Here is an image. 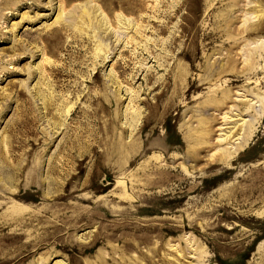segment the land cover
I'll list each match as a JSON object with an SVG mask.
<instances>
[{
    "label": "rangeland",
    "instance_id": "1",
    "mask_svg": "<svg viewBox=\"0 0 264 264\" xmlns=\"http://www.w3.org/2000/svg\"><path fill=\"white\" fill-rule=\"evenodd\" d=\"M259 12L0 0V264H264Z\"/></svg>",
    "mask_w": 264,
    "mask_h": 264
},
{
    "label": "bare ground",
    "instance_id": "2",
    "mask_svg": "<svg viewBox=\"0 0 264 264\" xmlns=\"http://www.w3.org/2000/svg\"><path fill=\"white\" fill-rule=\"evenodd\" d=\"M258 5H259V1ZM261 6V4H260ZM256 7V5H255ZM254 10V9H252ZM255 11H258L257 9ZM259 15V16H258ZM258 20L256 21V23L251 24L250 26H248L247 28L242 29V33L246 35H258V34H264V14H262V12L258 14ZM256 51H259L262 55L264 54V42H261L255 49H247L246 51H244L245 56L243 57V62L245 64V68L247 71L253 70V64L255 62V56H256ZM260 56V55H259ZM228 68V67H227ZM226 69V68H225ZM223 72V71H222ZM262 73H264V68H262L261 70ZM261 103V102H259ZM264 104V103H263ZM259 106V104L257 105L255 102V105L253 104L252 106H247L245 108V110L252 108L253 111H255V113L257 114H261V112H263V107ZM251 124H252V120L250 118L243 120V122L241 123V132L240 135L237 137L238 141L235 144V147L233 149V151H237V149H239L240 147H243L246 143V141L248 140L250 134H251ZM222 158H225V154L224 152H221ZM9 218L10 217H14L16 216L14 213L12 214H8Z\"/></svg>",
    "mask_w": 264,
    "mask_h": 264
}]
</instances>
